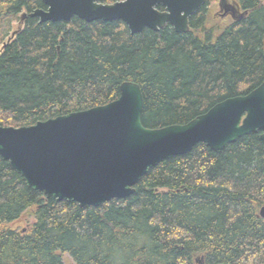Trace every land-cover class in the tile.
<instances>
[{"label": "trees", "instance_id": "trees-1", "mask_svg": "<svg viewBox=\"0 0 264 264\" xmlns=\"http://www.w3.org/2000/svg\"><path fill=\"white\" fill-rule=\"evenodd\" d=\"M212 1L184 34L169 25L131 34L122 21L28 17L0 49V126L105 105L124 82L140 86L149 129L186 124L249 93L264 82V0H234L246 16L214 38L200 35ZM39 6L3 0L0 18ZM260 134L221 151L198 144L150 169L129 197L99 207L47 199L0 157V264H63L64 255L73 264H264ZM26 214L34 219L27 229L9 227Z\"/></svg>", "mask_w": 264, "mask_h": 264}, {"label": "water", "instance_id": "water-1", "mask_svg": "<svg viewBox=\"0 0 264 264\" xmlns=\"http://www.w3.org/2000/svg\"><path fill=\"white\" fill-rule=\"evenodd\" d=\"M46 11L31 17L40 23L122 21L131 34L169 25L187 33L189 21L207 0H41ZM221 17L234 22L240 12L234 0H217ZM161 7L162 10H158ZM140 86L124 82L119 97L105 105L72 112L31 126H0V157L26 187L47 199L99 207L122 200L161 161L188 154L198 144L212 151L261 132L264 143V82L249 93L227 98L186 124L149 129L142 125ZM264 219V206L259 210Z\"/></svg>", "mask_w": 264, "mask_h": 264}, {"label": "rangeland", "instance_id": "rangeland-1", "mask_svg": "<svg viewBox=\"0 0 264 264\" xmlns=\"http://www.w3.org/2000/svg\"><path fill=\"white\" fill-rule=\"evenodd\" d=\"M0 1L2 2L3 0ZM207 8L210 19L207 21L206 26L204 27L205 29L200 33V35L204 36V34L211 32V35L214 38L217 32L220 31L224 26L229 24L232 20L230 17L220 16L216 1H212ZM6 20V18H0V49L2 43L6 42L11 35V32L13 30H16L17 26H20L17 20H10L9 22H7ZM33 221V217H31L30 214H26L22 216L18 221L11 223L9 227L18 230H25L33 223ZM63 262V264H73L68 255L63 256Z\"/></svg>", "mask_w": 264, "mask_h": 264}, {"label": "flooded vegetation", "instance_id": "flooded-vegetation-1", "mask_svg": "<svg viewBox=\"0 0 264 264\" xmlns=\"http://www.w3.org/2000/svg\"><path fill=\"white\" fill-rule=\"evenodd\" d=\"M6 1H9V0H6ZM40 3H41V7H37V8H34L33 10H31L30 12H26L25 10L21 9V11H19V13L15 16V20H17V22H19L20 26H17L16 30H13L11 32V35L9 36V38L7 39V41H9L10 38L14 37L15 33L17 31H19V29H21L23 27V25L25 24L26 22V19L29 17V18H36L38 19L37 17H31L30 14H32L35 10H43V11H46L47 10V7L43 5L42 1L39 0ZM216 3H217V8H218V11H219V7H218V1L215 0ZM207 2V1H206ZM205 2V3H206ZM110 4V3H109ZM13 20V19H12ZM38 22H39V19H38ZM190 22V21H189ZM40 23V22H39ZM8 25V24H7ZM190 28V26H189ZM173 29V28H172ZM6 41V42H7ZM6 42L2 43L1 46H3Z\"/></svg>", "mask_w": 264, "mask_h": 264}]
</instances>
